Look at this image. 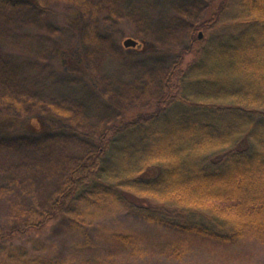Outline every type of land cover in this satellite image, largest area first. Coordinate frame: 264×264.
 I'll use <instances>...</instances> for the list:
<instances>
[{
	"label": "trees",
	"instance_id": "16d2710c",
	"mask_svg": "<svg viewBox=\"0 0 264 264\" xmlns=\"http://www.w3.org/2000/svg\"><path fill=\"white\" fill-rule=\"evenodd\" d=\"M76 10L63 21L78 30ZM75 47H59L54 65L93 79ZM164 88L152 110L100 132L38 218L0 230V264H113L156 253L181 260L194 252L225 261L247 241L264 244V0H220L191 28ZM53 110H27L26 119L0 113L2 136L29 135L23 140L37 147L43 134L79 131ZM111 212L161 233L107 225ZM50 224L59 247L32 237Z\"/></svg>",
	"mask_w": 264,
	"mask_h": 264
},
{
	"label": "rangeland",
	"instance_id": "374dc122",
	"mask_svg": "<svg viewBox=\"0 0 264 264\" xmlns=\"http://www.w3.org/2000/svg\"><path fill=\"white\" fill-rule=\"evenodd\" d=\"M14 1L19 5L11 11L0 0V113L26 119L27 110L50 113L55 108L79 131L43 134L38 139L43 142L31 147L23 140L29 135L3 137L0 128V230L47 210L69 170L94 149L103 129L153 109L165 89V73L178 50L189 44L191 28L208 18L220 0ZM70 7L79 11L78 30L63 21ZM127 38L137 44L124 46ZM73 41L76 61L80 56L93 79L54 65L57 49ZM102 222L161 233L122 212H111ZM54 228L50 224L32 237L59 247ZM239 251L225 261L206 253L181 260L156 253L118 256L113 264H264V244L247 241Z\"/></svg>",
	"mask_w": 264,
	"mask_h": 264
},
{
	"label": "water",
	"instance_id": "95a60500",
	"mask_svg": "<svg viewBox=\"0 0 264 264\" xmlns=\"http://www.w3.org/2000/svg\"><path fill=\"white\" fill-rule=\"evenodd\" d=\"M202 34L199 33V37L201 38ZM124 46L129 47V46H135L137 44V41L131 39V38H127L124 40L123 42Z\"/></svg>",
	"mask_w": 264,
	"mask_h": 264
}]
</instances>
